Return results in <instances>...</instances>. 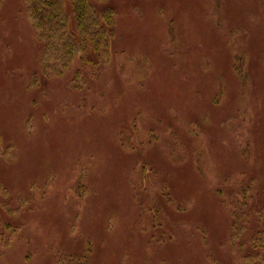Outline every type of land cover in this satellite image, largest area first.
Returning a JSON list of instances; mask_svg holds the SVG:
<instances>
[{"label": "rangeland", "instance_id": "374dc122", "mask_svg": "<svg viewBox=\"0 0 264 264\" xmlns=\"http://www.w3.org/2000/svg\"><path fill=\"white\" fill-rule=\"evenodd\" d=\"M93 2L64 67L0 0V264H264V0Z\"/></svg>", "mask_w": 264, "mask_h": 264}, {"label": "trees", "instance_id": "16d2710c", "mask_svg": "<svg viewBox=\"0 0 264 264\" xmlns=\"http://www.w3.org/2000/svg\"><path fill=\"white\" fill-rule=\"evenodd\" d=\"M26 11L45 53L56 55L62 66L78 59L97 65L103 56H109L116 20L112 7L99 10L93 0H27ZM255 245L264 251V237ZM256 257L248 255L244 261L255 264Z\"/></svg>", "mask_w": 264, "mask_h": 264}]
</instances>
